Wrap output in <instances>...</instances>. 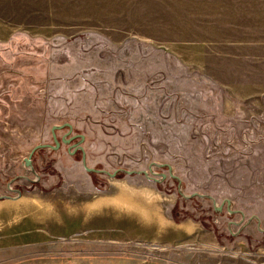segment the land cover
<instances>
[{"label": "rangeland", "instance_id": "rangeland-1", "mask_svg": "<svg viewBox=\"0 0 264 264\" xmlns=\"http://www.w3.org/2000/svg\"><path fill=\"white\" fill-rule=\"evenodd\" d=\"M0 264H264V0H0Z\"/></svg>", "mask_w": 264, "mask_h": 264}, {"label": "water", "instance_id": "water-1", "mask_svg": "<svg viewBox=\"0 0 264 264\" xmlns=\"http://www.w3.org/2000/svg\"><path fill=\"white\" fill-rule=\"evenodd\" d=\"M66 125H68V126H70L71 128H72V125L71 124H66ZM66 125H64V126H66ZM53 128H54V139H55V142H56V146H54V145H52V147L54 148V149H56V148H59L60 146H61V142L59 141V139L56 137V134H55V129H59V128H63L62 126H58V125H54L53 126ZM67 136V135H66ZM66 136L63 138V142H70L72 139H70V138H66ZM80 137H81V140L79 141V142H77V144H76V147L77 148H79V149H82V146L80 147V145H81V142H82V140L85 138L83 135H79ZM77 150H75V152H76ZM29 161H31V160H29Z\"/></svg>", "mask_w": 264, "mask_h": 264}, {"label": "bare ground", "instance_id": "bare-ground-1", "mask_svg": "<svg viewBox=\"0 0 264 264\" xmlns=\"http://www.w3.org/2000/svg\"><path fill=\"white\" fill-rule=\"evenodd\" d=\"M121 191H122V194H124L122 199H120V201H122L123 205L132 206V204L134 202L136 203L135 194L133 192L132 193L128 192L126 187H121ZM96 206H98V205H96Z\"/></svg>", "mask_w": 264, "mask_h": 264}, {"label": "crops", "instance_id": "crops-1", "mask_svg": "<svg viewBox=\"0 0 264 264\" xmlns=\"http://www.w3.org/2000/svg\"><path fill=\"white\" fill-rule=\"evenodd\" d=\"M73 124V123H72ZM54 125H56V124H54Z\"/></svg>", "mask_w": 264, "mask_h": 264}]
</instances>
